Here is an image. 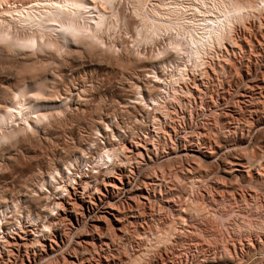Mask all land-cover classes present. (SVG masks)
Instances as JSON below:
<instances>
[{"label": "rangeland", "instance_id": "374dc122", "mask_svg": "<svg viewBox=\"0 0 264 264\" xmlns=\"http://www.w3.org/2000/svg\"><path fill=\"white\" fill-rule=\"evenodd\" d=\"M120 4L129 15V3ZM262 6L235 27L232 41L205 53L199 68L181 58L184 80L175 67L134 69L123 32L104 34L120 49L115 55L74 47L41 61L4 51L0 105L4 93L40 84L46 97L69 98L49 130L39 126L37 135L0 144V204L10 212L0 264H264ZM23 58L41 72L36 64L23 72ZM146 83L162 91L155 104L139 107L131 99L137 85L147 92ZM103 148L121 158L106 165L98 158ZM67 155L80 158L68 174ZM52 169L57 180L48 178ZM162 234L168 242H158Z\"/></svg>", "mask_w": 264, "mask_h": 264}, {"label": "bare ground", "instance_id": "6f19581e", "mask_svg": "<svg viewBox=\"0 0 264 264\" xmlns=\"http://www.w3.org/2000/svg\"><path fill=\"white\" fill-rule=\"evenodd\" d=\"M125 1H127L131 7V11H130L131 13L129 15H127L124 12V10H120L121 8L120 0H77L75 4H69V0H64V4L68 5L67 7L64 6L58 7L57 5L59 3V0H0V33H6L7 36L11 37L13 41L19 42L21 45L20 47L13 48L10 44H0V57L4 51L9 53V55L10 53L13 54L15 53V55L18 53L19 55V53L28 52V54L34 53L33 55L37 54L38 56L41 57L43 56L44 57L43 59L40 58L42 61L45 59V55L47 54H50L51 57H53L52 55H56V54H58L59 56L60 53L62 52L65 53L70 50L73 51L74 47L78 49L79 48H83V49L87 48L92 50L95 49L99 53L112 52V55H115L114 53L120 52V49L117 47L116 43H113V41L106 42L104 39L105 37L104 34H106L105 32H109V33L123 32L131 39L132 42L131 48L129 49L125 48V50L127 54L131 56L130 59L133 61V63H135L134 64L135 67L132 66L134 67V69L137 67L140 68L139 66H146L151 64L154 65L152 66L153 68H151L150 66L149 67L151 69H154L155 67L156 69V66L164 65V68L175 67L178 70L179 77H181L183 73L182 66L186 60L189 61V65L192 63L191 65H193L195 68L197 66L200 67V65H202L201 61L203 55L206 56L207 52L209 53V51L213 49L212 48L213 46H217V45H219L220 47L221 45L223 46L224 44L222 43L226 39L228 41V38L231 37V35L233 34L235 27L239 25L241 22H244V20L246 21V18L248 19V17L255 16L256 12L259 13L260 10L262 11V9H260V6L262 5L260 4L264 3V0H125ZM121 3H123V1ZM262 7L264 8V5ZM77 21L79 22L78 25L75 23ZM69 25L76 28L77 31H80L81 35L65 33L64 30ZM229 40L232 41V39L230 38ZM28 41H31L32 43H27ZM148 46L152 47V49L148 50L147 48ZM7 53L5 55H7ZM46 57L49 56L47 55ZM181 58L182 60L183 58L184 59L187 58V59L183 61V64L181 63V66H179L180 63L178 64L177 62H180ZM31 61H32L31 58L29 60L28 58H23L21 60V63L23 65L21 69L23 70V72H27V71L34 72V69H36L38 66H40L39 68L41 72V65H38L39 63L36 64V62H31ZM55 61L56 60H54L53 62ZM129 61L130 60H128V62ZM46 62H40L42 64L44 63L47 64L44 65L43 68L45 71H47L45 67L50 66ZM49 62L50 64H53L51 61ZM57 63L59 62L56 61L55 64ZM35 64L38 66H36ZM164 68L161 67L162 72ZM141 69L143 70L142 67ZM141 69H139L138 72ZM44 70H42L43 73L45 72ZM148 70L144 68L145 72ZM151 71L156 72L157 70L156 71L151 70ZM47 74L45 73L44 75L46 76ZM134 75H136L135 72ZM143 76L145 77V75ZM153 76L152 78H159L158 76L157 77H153ZM183 77L184 75L182 76V79ZM41 79L44 80V78ZM158 80L159 82L161 81L160 79ZM150 82L151 81H149V83ZM36 83H42V82H36ZM34 85L35 84H33L32 87ZM40 85L38 87L35 88L33 87V89H31L33 90V92H35V95L33 93H32L33 95L31 94L30 89H29L30 94H28L29 93L28 88L27 87L24 88V86L21 85H20L21 86L20 89L21 88L24 89H21L20 91L18 89H14L13 91L10 90L11 92L9 94L7 93L8 92L7 91L6 92L8 94L7 97L5 93L3 94L5 95L4 96L5 103L4 105H0V144L2 143L3 145L4 143L12 144V142L18 139L19 135L20 136L24 134L27 135L28 131L31 132L32 135H37L36 132H38L39 126L46 131L48 128L51 127L48 126L50 125L49 123L51 118L53 122L52 116H54L55 114L56 115L61 114V112L62 113L65 112V111L63 112V106L65 105L69 97L67 98L66 96L60 99L61 97H63L62 95L60 96V94H59L60 98H57L58 96L54 99L50 98L51 96L46 97L44 96V94L46 93V92L44 93V91L46 89L44 90L43 87L42 88L40 87ZM45 85H47L46 81L43 86L45 87ZM163 85H165V83H163ZM142 87L140 88V85H137V87H135L133 99L131 100L139 104L138 105L139 107H142L143 105L147 107L148 105L151 106V104H155L154 102H157L156 99H159L157 97L159 96L160 94L159 92L162 91V89L159 88L160 89L159 90L156 88L155 90H153L152 88L148 87L146 83L145 87L147 88H145L146 90L144 91L147 92H143ZM50 90H48L47 92L49 93ZM156 90L158 94L154 93ZM29 95H31L30 97L32 96L33 97L37 96V97L35 99H31L29 97L27 98V96ZM142 109L144 110V108ZM130 115L132 114L130 113ZM103 126H105L104 123ZM17 144H19V142ZM3 150L1 149V151ZM81 151L82 150L80 149L79 152ZM90 151L92 152V150ZM85 152L86 151L81 152V154L82 153L86 154ZM119 155H120L119 150H115L113 148L112 149L103 148L102 151L99 153L98 158H100L101 160L103 159V162L106 163V161L113 162L115 161V159L118 160V158H121L119 157ZM9 158L10 157H8V159ZM78 159L80 158L79 157L73 158L71 155L66 156V160H65L66 169L64 171H67V174L68 171L69 173L71 172V168L75 165ZM101 166H103V164ZM53 170L56 171V169H52L48 173V178L50 180L51 179L57 180V177L59 176L55 177L56 172H54ZM58 173L59 171L57 172V174ZM95 178L97 177L95 176ZM48 180L45 181L47 182ZM45 181L42 182L41 185L44 186L46 184ZM86 188L84 190H87ZM16 201L13 200L12 203L14 204V207L17 206L16 208H18V204L20 203L17 204ZM3 205H1L3 207H0V223H1L0 230L2 225L4 224L2 220L4 219L5 214L9 211L8 210L9 205L7 206L6 204H4V202ZM14 207L12 208L14 209ZM193 210H195L198 213L197 211L198 206H195ZM4 222H6V218ZM158 236H160L159 239L157 238L158 242L160 243L161 241L166 242L165 239L168 242L169 238H165L167 237V235L164 234L163 236L162 234ZM1 237L2 236L0 234V238Z\"/></svg>", "mask_w": 264, "mask_h": 264}, {"label": "snow or ice", "instance_id": "6c2138e0", "mask_svg": "<svg viewBox=\"0 0 264 264\" xmlns=\"http://www.w3.org/2000/svg\"><path fill=\"white\" fill-rule=\"evenodd\" d=\"M77 2V0H69V4H75ZM59 6H64L67 7L68 5L64 4V0H59V3L57 5ZM77 25L79 24V22H75ZM65 33H72L75 35H81L80 31H77L76 28L72 27L71 25H69L65 30ZM27 43H32L31 41H28ZM0 44H10L13 48L15 47H20V43L19 42H15L11 39V37L7 36L6 33H0ZM178 51V50H177Z\"/></svg>", "mask_w": 264, "mask_h": 264}]
</instances>
